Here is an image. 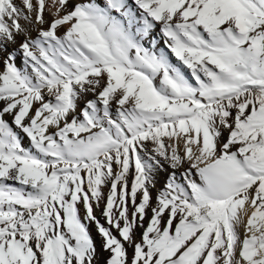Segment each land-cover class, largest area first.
Returning <instances> with one entry per match:
<instances>
[{
  "label": "snow or ice",
  "instance_id": "1",
  "mask_svg": "<svg viewBox=\"0 0 264 264\" xmlns=\"http://www.w3.org/2000/svg\"><path fill=\"white\" fill-rule=\"evenodd\" d=\"M0 55V264H264V0H0Z\"/></svg>",
  "mask_w": 264,
  "mask_h": 264
},
{
  "label": "bare ground",
  "instance_id": "2",
  "mask_svg": "<svg viewBox=\"0 0 264 264\" xmlns=\"http://www.w3.org/2000/svg\"><path fill=\"white\" fill-rule=\"evenodd\" d=\"M48 2L50 3V0H48ZM17 3H19V0H17ZM34 3H35V0H34ZM53 11H54V9H53ZM45 16H46V18H47L48 20H51V19H52V14H51V12L46 11V12H45ZM61 31H63V29H61ZM32 35L35 36V35H36V32L33 31V32H32ZM18 39L22 40L23 38L20 37V38H18ZM17 64H18V66L23 67L22 57H19V56L17 57ZM3 70H4L3 56L0 55V72H2ZM89 98H91V96H89ZM2 106H3V104H2V102H0V107H2ZM82 106H83V104L81 103V107H82ZM8 119H9V121H11V117H8ZM28 143H29L28 138L25 137V139H24V144H25V145H28ZM165 179H166V173H165V174H161V175L158 177V181H157V183H156V186H155L154 189H152V196H153L154 199H155V197H156L158 191H159L160 189L163 188V185H164V181H165ZM91 231H92V235H93V237H94V239L96 240V243H97V245H98L97 264H106V260H107V258H108V256H109V253L104 252V251L99 247V246L101 245V243H102V240H101V237L99 236V234L96 232V229H95V226H94V225L91 226ZM241 232H243V230H241ZM130 251H131V250H130Z\"/></svg>",
  "mask_w": 264,
  "mask_h": 264
}]
</instances>
